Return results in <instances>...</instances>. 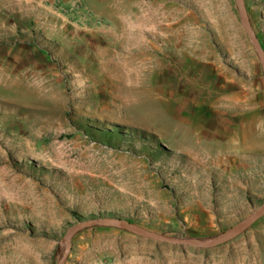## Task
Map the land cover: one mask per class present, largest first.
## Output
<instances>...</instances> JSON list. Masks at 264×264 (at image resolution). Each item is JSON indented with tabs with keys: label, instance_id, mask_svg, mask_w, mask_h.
Instances as JSON below:
<instances>
[{
	"label": "rangeland",
	"instance_id": "1",
	"mask_svg": "<svg viewBox=\"0 0 264 264\" xmlns=\"http://www.w3.org/2000/svg\"><path fill=\"white\" fill-rule=\"evenodd\" d=\"M264 49V0H243ZM264 202V76L234 0H0V264H55L81 218L207 239ZM64 264H264L117 227Z\"/></svg>",
	"mask_w": 264,
	"mask_h": 264
},
{
	"label": "water",
	"instance_id": "2",
	"mask_svg": "<svg viewBox=\"0 0 264 264\" xmlns=\"http://www.w3.org/2000/svg\"><path fill=\"white\" fill-rule=\"evenodd\" d=\"M239 22L248 36L249 41L258 57L261 68L263 70L264 76V49L261 46L254 30L252 29L246 14V9L243 0H234ZM264 216V202L248 217L241 220L228 230L223 233L218 234L212 238L207 239H196V238H183V237H173L170 235H165L158 233L149 229H146L137 224L131 223L125 219L119 217L103 216V217H91V218H81L78 219L76 223H73L66 230L63 237V248L60 252L59 258L55 264H64L70 254L72 247V238L79 232L94 228V227H117L131 234L137 235L139 237L154 240L161 243L173 244V245H184L193 246L196 248H214L216 246L222 245L237 236L244 233L248 228H250L257 220Z\"/></svg>",
	"mask_w": 264,
	"mask_h": 264
}]
</instances>
